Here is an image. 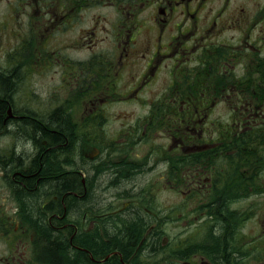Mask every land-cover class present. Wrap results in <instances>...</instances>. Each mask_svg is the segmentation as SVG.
I'll list each match as a JSON object with an SVG mask.
<instances>
[{
  "label": "flooded vegetation",
  "instance_id": "af4514ba",
  "mask_svg": "<svg viewBox=\"0 0 264 264\" xmlns=\"http://www.w3.org/2000/svg\"><path fill=\"white\" fill-rule=\"evenodd\" d=\"M0 2V264H264V0Z\"/></svg>",
  "mask_w": 264,
  "mask_h": 264
},
{
  "label": "rangeland",
  "instance_id": "374dc122",
  "mask_svg": "<svg viewBox=\"0 0 264 264\" xmlns=\"http://www.w3.org/2000/svg\"><path fill=\"white\" fill-rule=\"evenodd\" d=\"M1 3L2 2H0V9L3 7V4H1ZM13 45L14 44H12L10 42H7L5 39L1 40V38H0V56L3 53H8V55H11L10 53H12L14 51H17V49H14ZM25 48H26V45H20L18 50L22 52V51L26 50ZM45 83H46L45 79L43 77H41L36 82V86L41 84L43 89H44ZM36 91H37L38 94H41V95H43V93H44V92L41 93V90L38 87H36ZM158 197L163 199L165 211L169 212L170 211V207H171V201H170L171 193H170V191L164 190L163 192H161L159 194ZM165 230H166L165 236L168 237L171 240L172 239L171 238L172 237V229H171L170 224L167 225V226L165 225Z\"/></svg>",
  "mask_w": 264,
  "mask_h": 264
},
{
  "label": "trees",
  "instance_id": "16d2710c",
  "mask_svg": "<svg viewBox=\"0 0 264 264\" xmlns=\"http://www.w3.org/2000/svg\"><path fill=\"white\" fill-rule=\"evenodd\" d=\"M0 107H3V104L0 102ZM131 233H132V236L135 235V232L133 231V229L131 228L130 229ZM92 239H89V241H91ZM48 244L50 245L49 246V250L51 251V253L54 255V256H61V254L63 253V247L60 245V244H55L54 241L52 240H48Z\"/></svg>",
  "mask_w": 264,
  "mask_h": 264
},
{
  "label": "bare ground",
  "instance_id": "6f19581e",
  "mask_svg": "<svg viewBox=\"0 0 264 264\" xmlns=\"http://www.w3.org/2000/svg\"><path fill=\"white\" fill-rule=\"evenodd\" d=\"M17 69V68H16ZM24 75V74H23ZM17 76V75H16ZM22 77V76H21ZM20 77V78H21ZM23 82V81H22ZM56 154H57V152H56ZM60 155V154H59ZM54 187H55V185H54ZM53 187V188H54ZM39 204V203H38ZM228 221V220H227ZM123 223V222H122ZM127 223V222H126ZM129 223V222H128ZM234 224V223H233ZM123 225V224H122ZM138 225V224H137ZM222 225V224H221ZM229 226V225H228ZM210 229H212V228H210ZM218 231V230H217ZM222 232V231H221ZM228 232V231H227ZM132 234V233H131ZM220 235V234H219ZM220 237V236H219ZM217 238V237H216ZM230 239V238H229ZM89 241V240H88ZM68 242V241H67ZM63 243V242H62ZM113 243V242H112ZM67 245V244H66ZM95 245V244H94ZM231 245V244H230ZM224 246V245H223ZM99 248H100V246H99ZM225 249V248H224ZM222 250V249H221ZM218 251V250H217ZM231 252V251H230ZM77 254V253H76ZM226 254H227V252H226ZM147 255V254H146ZM148 255H150V254H148ZM233 256V255H232ZM230 258V257H229ZM238 258H239V256H238ZM73 259H75V258H73ZM226 260H227V258H226ZM230 261V260H229ZM140 262V261H139ZM228 262V261H227ZM142 263V262H141Z\"/></svg>",
  "mask_w": 264,
  "mask_h": 264
}]
</instances>
